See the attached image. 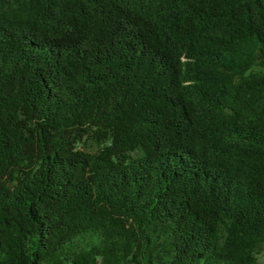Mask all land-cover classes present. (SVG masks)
<instances>
[{
  "label": "trees",
  "instance_id": "obj_1",
  "mask_svg": "<svg viewBox=\"0 0 264 264\" xmlns=\"http://www.w3.org/2000/svg\"><path fill=\"white\" fill-rule=\"evenodd\" d=\"M264 0H0V264H258Z\"/></svg>",
  "mask_w": 264,
  "mask_h": 264
},
{
  "label": "rangeland",
  "instance_id": "obj_2",
  "mask_svg": "<svg viewBox=\"0 0 264 264\" xmlns=\"http://www.w3.org/2000/svg\"><path fill=\"white\" fill-rule=\"evenodd\" d=\"M258 264H264V253L259 256V258H258Z\"/></svg>",
  "mask_w": 264,
  "mask_h": 264
}]
</instances>
